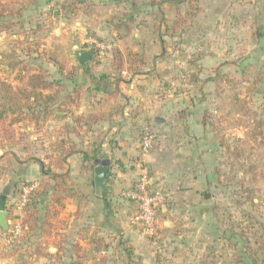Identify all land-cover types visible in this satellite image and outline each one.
Masks as SVG:
<instances>
[{
    "label": "rangeland",
    "instance_id": "374dc122",
    "mask_svg": "<svg viewBox=\"0 0 264 264\" xmlns=\"http://www.w3.org/2000/svg\"><path fill=\"white\" fill-rule=\"evenodd\" d=\"M33 1L0 0V8L17 9L31 3L22 17L12 20L15 24L10 30L0 33V79L14 90L26 86L32 70L48 73L50 81L69 75L74 45L91 46L89 38L112 47L97 55L99 59L112 56L119 46L135 51V44L143 42L151 48L150 59L163 60L168 54L166 43L171 45L169 57L187 64L176 70L186 71L188 77L169 78L165 87L174 83L186 90V95L174 94V98H188L203 111L218 143L215 176L204 188L202 203L195 207L164 203L165 208L157 213L154 238L131 222L145 251L132 264H241V252L249 257L248 264L251 257L264 260V0H156L159 4L153 7L140 3L151 0H134L139 2L136 6L133 0H62L60 4L73 5L62 13L57 1L50 6L47 0ZM126 16L134 17L129 23L132 31L121 30L118 39L107 25ZM37 43L44 50L39 51L42 58L34 51L26 56L30 45L35 50ZM5 181L0 196L8 199L10 192L17 198L12 203L17 204L21 183L15 189L11 181L4 189ZM133 204L136 214L138 206ZM15 205L9 208L13 215L21 212ZM12 235L13 230L2 234L0 229V250L5 247L7 256V262L2 258L0 262L35 264L38 246L26 251L17 239H7ZM130 247L128 241L107 235L93 245L89 261L103 264V252L110 250L116 253L113 264H126L122 250L130 261Z\"/></svg>",
    "mask_w": 264,
    "mask_h": 264
},
{
    "label": "crops",
    "instance_id": "0c3cea01",
    "mask_svg": "<svg viewBox=\"0 0 264 264\" xmlns=\"http://www.w3.org/2000/svg\"><path fill=\"white\" fill-rule=\"evenodd\" d=\"M121 20L116 18L107 25L118 39L121 30L116 26ZM91 40L95 39L87 41ZM91 47L94 45L80 48ZM134 47L138 51L126 52L119 46L106 59L96 58L94 48L95 55L86 65L73 59L69 75L52 79L60 81V88L45 92L55 97L46 120L43 116L39 122L27 119L26 108L18 123L11 125V114L0 120V171L7 180L3 188L11 181L15 189L21 183V190L27 183H37L39 190L49 183L54 187L47 197H39V190L33 195L26 209L34 217L28 224L23 223L26 210L10 212L17 198L10 192L6 197L10 230L17 223L23 226L16 242L31 252L38 246L35 264H72L79 257L91 264L88 255L93 245L107 235L128 241L133 257L129 261L122 250L126 264L145 254L140 249L141 235L132 225L135 202L122 193L137 180L136 160L146 132L155 140L148 157L151 185L165 194L166 203L195 207L205 199L204 188L215 176L218 143L203 111L188 98H174V94L186 95V90L174 83L165 87L169 78L188 77L186 71L176 70L187 64L170 58L171 45L166 43L164 52L168 54L163 60L149 58L147 43L138 42ZM117 57L123 61L121 71L116 69ZM18 104L13 117L21 114ZM103 161L110 168L107 199L94 186L95 168ZM46 207L57 215L46 217ZM4 248L1 246L0 258L7 262ZM103 255V264L115 263V252L104 251ZM2 261L0 264L6 263Z\"/></svg>",
    "mask_w": 264,
    "mask_h": 264
},
{
    "label": "trees",
    "instance_id": "16d2710c",
    "mask_svg": "<svg viewBox=\"0 0 264 264\" xmlns=\"http://www.w3.org/2000/svg\"><path fill=\"white\" fill-rule=\"evenodd\" d=\"M15 1V0H14ZM18 1V0H17ZM20 2L26 1V0H19ZM39 0H35L33 2H38ZM52 1H57L55 5H59L60 1L62 0H47L46 1V5L50 6ZM77 1V0H76ZM75 3H78L76 2ZM84 2V1H82ZM133 5L136 6L137 4H139L138 1H132ZM144 7H153V6H157L159 3H157L156 0H151L149 2L146 1H142L140 2ZM22 4V3H21ZM31 3H26V5H20L17 9H11L8 6L5 5H1L0 8V33L4 32V31H8L10 30L13 25L15 24L12 20L17 18V17H22L23 12H25L29 7ZM73 5L70 4H66V3H61L60 4V9H58V11L60 13L64 12L65 10H70V8ZM190 14V13H189ZM127 20L126 22H123V19L120 21V25L116 26V30H126V32H131V27L129 25L130 22L134 21V17H125ZM176 26H179V24H177ZM33 44H31L30 48H28L27 52H26V56H30L31 57V52H38L43 51L44 50L42 48V45L40 44H36L35 46V50H33L32 47ZM43 54H40L37 56V58H42ZM119 56V55H117ZM116 69L118 71L122 70V58L121 57H117L116 58ZM22 71V69H21ZM28 71V70H27ZM61 73H63V69L60 70ZM27 75H29V77L27 78V83L26 86L22 89H20V91L14 90L9 84H7L5 81L0 79V120H4V118L6 116H8L9 114H11V125L18 123L20 121V117L24 114V111L22 109L26 108V114H27V119L33 120V121H40L43 116L44 120H46V118L50 115V110H49V106L51 103H53L55 101V97L53 95H47L45 94L46 91H49L51 89H53L54 87L56 88H60V81H50L49 80V76L47 75V73H45L44 71H42L41 69H39L38 71L36 70H32L29 71L27 73ZM21 97V114L18 115L17 117H13L14 114H16L17 110H14L13 108H19V105L17 103V99L18 97ZM9 106V107H8ZM80 121L82 120L79 119ZM85 154V153H84ZM85 158H88L85 155ZM57 177V176H56ZM54 187L50 185V183L48 185H45V187L41 190L38 191V196L39 197H45L47 196V194L51 191L54 190ZM27 212V219L24 220V224H28L30 223V221L32 220V218L34 217V213L32 211H30L29 209H25ZM45 213H46V217H51L56 216L57 213L56 211H52L49 210V208L46 207L45 209ZM48 227H50V224H47ZM10 237L8 236V239ZM256 243H259L258 240ZM17 247L19 248V245H17ZM242 255L240 257H238V259L240 260L241 264H248L246 262V259L249 258L247 255H244L243 252H241ZM251 264H264V260H261L258 257H251L250 258ZM23 264H26L23 263ZM72 264H84L83 260L81 259V257L77 258L76 261H74Z\"/></svg>",
    "mask_w": 264,
    "mask_h": 264
},
{
    "label": "built area",
    "instance_id": "2783aa9c",
    "mask_svg": "<svg viewBox=\"0 0 264 264\" xmlns=\"http://www.w3.org/2000/svg\"><path fill=\"white\" fill-rule=\"evenodd\" d=\"M90 43H92L94 48L98 51L97 55H102L105 48H110L109 50L112 48L110 45H105L98 40H91ZM154 142L155 140L152 133L146 132L142 136L140 152L136 160L138 168L137 180L131 188L122 193L123 197L135 202L138 206V212L132 219L133 224L138 225L143 233L150 238H154L158 234L157 213L159 208L166 203V196L161 191L154 189L150 181L148 157L153 149ZM37 190V183L25 186L22 189L19 202L15 205L16 208L21 212L25 211L31 204L33 195ZM21 231H23L22 224H15L10 241L17 239Z\"/></svg>",
    "mask_w": 264,
    "mask_h": 264
},
{
    "label": "water",
    "instance_id": "95a60500",
    "mask_svg": "<svg viewBox=\"0 0 264 264\" xmlns=\"http://www.w3.org/2000/svg\"><path fill=\"white\" fill-rule=\"evenodd\" d=\"M74 54L73 59L79 65H86L90 63L95 55V49L93 47L84 49L80 48L78 45H74ZM110 171L109 163L103 161L100 165L95 168V178L94 186L96 193L101 195L103 198L107 199L108 190H107V176ZM9 209L7 205V200L5 195L0 196V229L5 234L10 229L9 224Z\"/></svg>",
    "mask_w": 264,
    "mask_h": 264
}]
</instances>
